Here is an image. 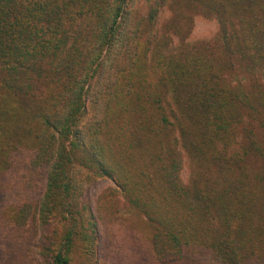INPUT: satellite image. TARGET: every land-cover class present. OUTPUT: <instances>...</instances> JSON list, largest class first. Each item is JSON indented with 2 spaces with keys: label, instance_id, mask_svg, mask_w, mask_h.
<instances>
[{
  "label": "trees",
  "instance_id": "obj_1",
  "mask_svg": "<svg viewBox=\"0 0 264 264\" xmlns=\"http://www.w3.org/2000/svg\"><path fill=\"white\" fill-rule=\"evenodd\" d=\"M104 178L155 264H264V0H0V264L92 260Z\"/></svg>",
  "mask_w": 264,
  "mask_h": 264
},
{
  "label": "rangeland",
  "instance_id": "obj_2",
  "mask_svg": "<svg viewBox=\"0 0 264 264\" xmlns=\"http://www.w3.org/2000/svg\"><path fill=\"white\" fill-rule=\"evenodd\" d=\"M170 16V9H164L157 26L159 31H162ZM199 41L217 45L218 25L215 20L197 14L194 17L189 42L193 44ZM184 158L181 177L184 183L188 184L190 169L187 158L185 156ZM38 197L34 196V202ZM83 199L95 215L99 227V240L95 257L83 262H79L78 259V264H155L149 242L151 233L146 218L127 203L112 180L104 178L86 185ZM35 259V264H42L39 258Z\"/></svg>",
  "mask_w": 264,
  "mask_h": 264
}]
</instances>
